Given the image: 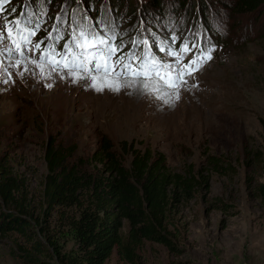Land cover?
I'll list each match as a JSON object with an SVG mask.
<instances>
[{"label": "rangeland", "instance_id": "1", "mask_svg": "<svg viewBox=\"0 0 264 264\" xmlns=\"http://www.w3.org/2000/svg\"><path fill=\"white\" fill-rule=\"evenodd\" d=\"M121 1L10 0L8 11L15 8L12 18H24L20 16L24 12L35 19L39 24L35 43L39 39L52 42L48 36L54 27L65 36L66 28L92 23L97 29L106 28L110 36L115 32L122 50L132 45L135 37L137 41L147 37L152 47L163 45L165 37L170 42L176 37L175 41L190 47L197 44L198 48L192 49L197 55H185L182 63L199 56L202 67L185 77L188 83L179 89V99L155 75L147 79L122 75L117 80L120 88L115 90L103 86L102 73H94L102 86L97 88L90 78L74 80L66 70L53 71L47 63L41 70L29 62L39 58L38 52L27 51L24 65L9 69L12 75L7 83L3 82L7 76L0 74L1 165L24 181L33 206L38 208L49 136L65 147L76 146L75 157L83 159H90L100 140L107 137L126 166L131 156L122 150L124 142L152 154L161 153L174 172L183 173L189 166L203 172L209 188L173 213L169 228L175 237L174 251L145 242L139 264H264V208L246 190L247 177L253 184L264 183V159L261 165L254 163L248 168L244 163L246 151H260L264 156V53L260 38L264 19L234 13L226 0H203L200 7H204L199 9L207 23L202 28L193 7L197 0H186L182 9L171 0L163 14L155 17L149 32L141 27L148 14L140 0ZM61 41L55 44L58 50ZM209 54L212 58L205 60ZM161 58L174 61L164 53ZM131 80L136 81L135 86H128ZM144 83L148 84L146 90ZM209 157L225 161L232 170L227 175L214 172ZM220 202L226 208L215 207ZM44 224L64 250L73 247L66 229L57 225L55 218ZM19 245L25 242L18 235L0 238V264H26ZM49 261L59 264L55 259ZM105 264L125 263L113 252Z\"/></svg>", "mask_w": 264, "mask_h": 264}, {"label": "trees", "instance_id": "2", "mask_svg": "<svg viewBox=\"0 0 264 264\" xmlns=\"http://www.w3.org/2000/svg\"><path fill=\"white\" fill-rule=\"evenodd\" d=\"M176 1L178 8H185L186 0ZM226 1L234 13L264 19V0ZM140 2V7L144 5L143 11L148 14L141 27L143 25L147 27L145 30L152 32L155 17L163 14L161 11L166 4L171 5V0ZM201 3L204 1L197 0L193 7L197 9L195 18L205 28L207 22L199 9L204 7H200ZM8 4L3 5L4 12L0 16L12 20L13 13L8 11ZM33 20L31 18L32 27L36 25ZM68 30L66 28L65 33ZM62 37L61 50L68 40ZM260 38L264 53V31ZM166 39H163V45L154 47L147 37L139 41L135 37L132 42H138L135 53L141 57L149 51L157 57L161 53L158 46L170 45L173 50H178L183 43ZM143 40L148 44H143ZM114 42L120 45L117 39ZM46 45L43 43L41 50ZM134 47L132 43L122 53L132 52ZM122 150L131 156L129 166L124 164L107 137L100 140L90 159H83L75 157L76 146L65 147L49 136L44 149L46 175L38 208L33 206L24 181L0 163V238L9 235L23 238L25 245H19L18 250L26 264H52L49 261L52 259L59 264H105L113 252L125 264H139V251L145 242L160 244L173 252L175 237L169 228L172 215L179 206L207 191L208 179L203 172H195L193 166L183 173L174 172L168 168L161 153L136 149L126 142L122 144ZM263 159L260 151L244 152L247 168L254 163L261 165ZM208 165L218 174L227 175L232 170L225 161L214 157H209ZM246 190L248 196L264 208V183L253 184L247 177ZM226 206L222 202L215 205L221 209ZM52 218L66 229L73 241L71 249L64 250L51 228L44 224Z\"/></svg>", "mask_w": 264, "mask_h": 264}, {"label": "snow or ice", "instance_id": "3", "mask_svg": "<svg viewBox=\"0 0 264 264\" xmlns=\"http://www.w3.org/2000/svg\"><path fill=\"white\" fill-rule=\"evenodd\" d=\"M6 3H10V0H0V13L4 12L3 5ZM11 11L14 13L15 8ZM20 16L25 19L17 17L9 20L7 16H4L3 21L0 22V74L7 76V79L3 80L4 83L11 79L12 73L9 69H19L24 65L26 51L33 54L39 51V58L30 59L29 62L41 70L47 63L52 66L53 71L57 68L61 71L66 70L67 75L74 80L90 78L92 86L97 88L102 86L98 84V76L94 73H102L103 86L115 88V90L120 88L117 80L122 75L144 79L155 75L167 88L174 90L176 99H179V89L188 83L185 77H191L202 67L199 56L190 59L187 63H182L185 55L193 48H198L197 44H192L190 47L188 43H183L178 50H173L170 45L158 46L161 52H166L168 56L174 58L173 63H168L156 58L150 51L143 57L137 56L134 52L122 53V46L114 42L117 34L113 32L110 36L106 28L97 30L92 23H78L61 51H57L55 44L63 37L59 35V28L54 27L48 36L53 43L41 50L43 41L35 44L32 42V37L39 30V24L32 27L31 19L27 18L26 13L21 12ZM53 32L56 35H53ZM175 40L176 37H173L172 42L174 43ZM132 43L133 46L138 44L137 41ZM142 43L147 45L148 41L144 40ZM118 53L122 54L117 55ZM14 56L19 58L13 59ZM211 58L210 54L204 56L205 60ZM93 63L94 68H90L89 65ZM25 70H27L26 67ZM18 74L23 75L22 72ZM110 77L117 79H110ZM135 84L136 81L131 80L128 86H135ZM143 88L148 89V84L144 83Z\"/></svg>", "mask_w": 264, "mask_h": 264}, {"label": "bare ground", "instance_id": "4", "mask_svg": "<svg viewBox=\"0 0 264 264\" xmlns=\"http://www.w3.org/2000/svg\"><path fill=\"white\" fill-rule=\"evenodd\" d=\"M190 87V86H189ZM187 93H190L191 95H193L195 92H190V91H188ZM185 94V93H184ZM197 96H201V94L200 95H198V94H196ZM202 97V96H201ZM181 104V103H180ZM183 105V104H182ZM179 106V105H178ZM182 110V109H181Z\"/></svg>", "mask_w": 264, "mask_h": 264}]
</instances>
